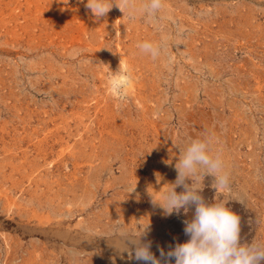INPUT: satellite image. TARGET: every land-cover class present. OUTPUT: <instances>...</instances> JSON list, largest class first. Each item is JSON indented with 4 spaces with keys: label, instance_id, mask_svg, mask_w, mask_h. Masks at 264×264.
<instances>
[{
    "label": "rangeland",
    "instance_id": "374dc122",
    "mask_svg": "<svg viewBox=\"0 0 264 264\" xmlns=\"http://www.w3.org/2000/svg\"><path fill=\"white\" fill-rule=\"evenodd\" d=\"M76 2L84 12L77 24H95L49 39L32 11L31 24L42 26L31 37L0 34V264H78L80 249L91 248L114 264H135L124 251L135 236L101 239L93 231L103 219L135 231L182 217V209L166 216L153 206L150 192L174 184L178 146L191 139L221 155L229 178L217 191L213 177H197L201 195L239 215L242 244H259L264 0H162L153 16L147 0H130L125 15L113 6L99 20L86 0ZM143 42L160 55L143 53ZM120 65L131 79L123 100L107 90ZM98 104L113 108L120 124Z\"/></svg>",
    "mask_w": 264,
    "mask_h": 264
},
{
    "label": "clouds",
    "instance_id": "9594fccd",
    "mask_svg": "<svg viewBox=\"0 0 264 264\" xmlns=\"http://www.w3.org/2000/svg\"><path fill=\"white\" fill-rule=\"evenodd\" d=\"M118 7L124 15L130 8V0H118L109 6V0H87L85 7L97 18L105 17L113 8ZM162 7V0H147L144 11L148 16L155 15ZM137 47L153 59L160 55L159 47L150 42L139 43ZM122 64V60H121ZM109 93L123 100L131 86L130 76L119 69L111 72L107 79ZM179 158L175 164L177 178L171 187L159 193L150 192L151 203L159 206L166 216L179 215L186 206H194V216L184 220V234L190 239L176 243L165 251L158 246L159 258L152 252L151 241L139 236L128 240L131 247L125 248L129 258L142 264H264V244L241 243V220L223 202H209L197 187V177L214 178L212 187L217 191L228 187V175L224 172V163L219 153L213 154L206 140L191 139L186 146H178ZM157 183L160 174L156 173ZM191 183H188V181ZM183 191L177 192L176 188ZM163 189V188H162ZM128 237V236H127Z\"/></svg>",
    "mask_w": 264,
    "mask_h": 264
},
{
    "label": "bare ground",
    "instance_id": "6f19581e",
    "mask_svg": "<svg viewBox=\"0 0 264 264\" xmlns=\"http://www.w3.org/2000/svg\"><path fill=\"white\" fill-rule=\"evenodd\" d=\"M76 1L77 0H50V7H48V9L44 11L43 8L47 3L45 0H0V34H4L9 39L11 38V40H16L19 38L26 39L25 36L31 37L30 34H32L31 33L32 27H34L35 29L43 25L41 29L46 32L47 38L49 39L63 38L65 33L73 30L75 24H77V22H80V18L82 17V15H84L82 8H78L79 4ZM64 5H66V7H64ZM32 11H34L36 17H38L39 20L43 21L42 25L40 23H39L40 24L39 26H36V25L34 26V24L33 25L31 24L30 14ZM44 13L48 15V18L44 17L40 19L41 15ZM95 23H96V20H91V21L86 22V24L78 23L77 25H79L81 29L82 28L86 29L87 26L89 27V25H92ZM50 28L54 29V31L50 32L49 31ZM116 58H117V55H116ZM98 108L100 111H103V113L108 118L107 119L108 122L113 124L114 127L120 124V120L118 119L116 112L114 111L113 108L107 105H99V104H98ZM100 122L102 121L100 120ZM100 122L98 121L99 124ZM101 126H102V123H101Z\"/></svg>",
    "mask_w": 264,
    "mask_h": 264
},
{
    "label": "crops",
    "instance_id": "0c3cea01",
    "mask_svg": "<svg viewBox=\"0 0 264 264\" xmlns=\"http://www.w3.org/2000/svg\"><path fill=\"white\" fill-rule=\"evenodd\" d=\"M126 184V182H125ZM124 184V185H125ZM128 185V183L126 184ZM189 207V210H187ZM264 210V205L262 206ZM190 205L186 206V210L182 209V217L173 219L171 217L165 219L164 221H161L164 228L156 230L153 225L149 226L147 229L141 228V225L139 227L137 226L136 230L134 231V227L129 226L128 228L124 226L122 221H118L116 219H103L101 221V228H96L93 231V235L97 238H109V239H117L122 238L125 235H136L139 236L141 234L142 240L145 241H151L152 244V252L159 258V251L158 246L162 247L167 251L169 249V246L174 247L176 243H184L190 237L186 236L184 234V220H190L192 217L190 213ZM171 216V215H170ZM90 224H93L94 226V220L91 218L88 219ZM183 220V221H181ZM107 222V223H106ZM259 230V229H258ZM256 227H254V233L253 235H258L261 237V241L259 244H264V233H262L260 230L258 231ZM80 257L78 264H114L112 262L111 257L108 255H104L102 251H98L95 248L91 249H80ZM122 252V251H120ZM121 254V253H119ZM96 261L93 262V261ZM100 260H106L104 262H100ZM135 264H142V262H138L134 259Z\"/></svg>",
    "mask_w": 264,
    "mask_h": 264
}]
</instances>
